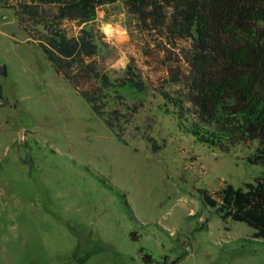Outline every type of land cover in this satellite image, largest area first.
<instances>
[{
    "label": "rangeland",
    "instance_id": "obj_1",
    "mask_svg": "<svg viewBox=\"0 0 264 264\" xmlns=\"http://www.w3.org/2000/svg\"><path fill=\"white\" fill-rule=\"evenodd\" d=\"M91 22L107 42L97 43L101 70L121 78L130 64L145 84L108 92L109 108L121 107L115 94L142 104L124 124V143L46 61L34 34L52 24L19 22L0 3V264H264V241L221 221L198 192L217 199L225 184L252 183L263 172L245 160L255 144L221 152L164 111L154 89L162 54L141 51L121 0L97 6L83 27Z\"/></svg>",
    "mask_w": 264,
    "mask_h": 264
},
{
    "label": "trees",
    "instance_id": "obj_2",
    "mask_svg": "<svg viewBox=\"0 0 264 264\" xmlns=\"http://www.w3.org/2000/svg\"><path fill=\"white\" fill-rule=\"evenodd\" d=\"M112 1L0 3L11 8L19 22L37 19L52 24L47 34H31L39 41L46 61L114 132L115 139L124 143V124L142 104H124L115 94L121 107L109 108L108 92L122 87L142 92L145 84L130 64L121 78L110 79L96 60L97 43L106 47L107 42L93 22L83 27L97 6ZM121 1L142 40L141 51H154L152 45L162 54L163 75L154 89L163 100L164 111L175 116L183 131L196 141L221 152L255 144L245 160L260 165L263 172L252 183L235 188L225 184L217 199L205 190L198 192L202 203L214 209L221 221L229 218L244 223L253 230V237L264 241V0ZM167 83L176 87L168 91ZM145 139L154 152L151 138ZM140 259L142 263L152 261L147 253L140 254ZM161 264L171 263L163 258Z\"/></svg>",
    "mask_w": 264,
    "mask_h": 264
},
{
    "label": "water",
    "instance_id": "obj_3",
    "mask_svg": "<svg viewBox=\"0 0 264 264\" xmlns=\"http://www.w3.org/2000/svg\"><path fill=\"white\" fill-rule=\"evenodd\" d=\"M0 74H4V65L0 64ZM173 262H171L172 264Z\"/></svg>",
    "mask_w": 264,
    "mask_h": 264
},
{
    "label": "clouds",
    "instance_id": "obj_4",
    "mask_svg": "<svg viewBox=\"0 0 264 264\" xmlns=\"http://www.w3.org/2000/svg\"><path fill=\"white\" fill-rule=\"evenodd\" d=\"M109 28H110V26H108V27H105L104 29H103V31L105 32V34L107 35L108 34V32H109Z\"/></svg>",
    "mask_w": 264,
    "mask_h": 264
}]
</instances>
